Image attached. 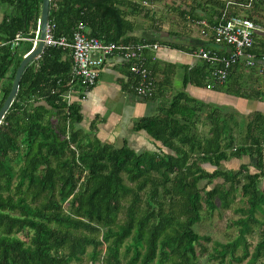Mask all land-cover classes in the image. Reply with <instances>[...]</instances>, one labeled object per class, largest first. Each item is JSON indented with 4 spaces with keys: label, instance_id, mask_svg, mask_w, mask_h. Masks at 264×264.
Returning <instances> with one entry per match:
<instances>
[{
    "label": "trees",
    "instance_id": "1",
    "mask_svg": "<svg viewBox=\"0 0 264 264\" xmlns=\"http://www.w3.org/2000/svg\"><path fill=\"white\" fill-rule=\"evenodd\" d=\"M186 1L179 12L184 18L204 16L211 24L225 3ZM262 5L264 0L255 1L248 15L264 26ZM41 6L42 0H0V107L32 47L27 40L11 47V41L17 34L35 35ZM136 12L159 21L131 0H50L48 23L57 37H70L84 24L88 35L108 42L147 40L130 34L140 27L132 18ZM253 51H264V39ZM72 65L69 49L45 46L24 69L0 122V264H70L84 257L89 264H199L202 256L214 264L245 259L252 264L264 258V220L256 216L264 215V116L234 117L236 137L225 139L226 115L212 109L205 118L209 135L199 140L193 128L205 103L180 93L159 115L135 124L169 152L162 147L136 151L126 143L115 147L96 136L94 124L88 130L80 126L78 101L62 99ZM195 69V84L205 86L209 63L202 60ZM189 80L185 77L183 85ZM257 81L258 73L235 67L214 89L264 101V82ZM247 88L253 93L244 92ZM244 155L255 160L254 171L247 164L219 168L222 161ZM204 163L213 169L206 170ZM201 180L222 182L201 188ZM237 196L242 216L230 223L235 237L209 250L204 242L211 238L194 226L202 211L229 209Z\"/></svg>",
    "mask_w": 264,
    "mask_h": 264
},
{
    "label": "crops",
    "instance_id": "2",
    "mask_svg": "<svg viewBox=\"0 0 264 264\" xmlns=\"http://www.w3.org/2000/svg\"><path fill=\"white\" fill-rule=\"evenodd\" d=\"M132 18L141 23L138 29L130 33L131 35L161 44L158 49L145 52L146 63L156 81L154 97L143 98L135 94L133 89L135 79L129 73L126 61L114 55L106 60L93 87L86 89L78 84L74 86L72 100L78 101L81 105L82 128L88 130L91 124H94L96 136L102 142H110L115 147H121L126 143L136 151L158 150L156 147H162V144L155 141L145 130H136L135 124L141 118L159 115L162 109L168 107L174 96L180 93L187 98L205 103L202 111L196 112L197 122L193 128V133L199 140L209 135L210 124L205 118L212 109L220 110L226 115L225 139L229 134L231 136L235 134L233 119L236 114L241 117L259 112L264 116L262 100L237 97L195 84V81L199 80L195 68L202 60L191 55V52L197 48H214L210 34H201L195 26L190 30L181 27L180 24L179 29L169 30L163 23L147 22L136 13ZM185 77H189L190 80L183 85ZM162 149L169 152L165 147ZM229 160L222 161L219 168L233 167L237 170L241 164H247L252 171L255 164V160L249 155ZM202 167L213 168L206 163ZM262 182L264 184V178Z\"/></svg>",
    "mask_w": 264,
    "mask_h": 264
},
{
    "label": "built area",
    "instance_id": "3",
    "mask_svg": "<svg viewBox=\"0 0 264 264\" xmlns=\"http://www.w3.org/2000/svg\"><path fill=\"white\" fill-rule=\"evenodd\" d=\"M142 7H150L149 0H131ZM257 0H225L216 21L211 24L206 19H192L201 34L210 32L214 48H197L191 52L194 57L205 60L210 65L204 83L207 89H214L225 83L230 72L235 68L264 74V51H253L256 37L264 32V26L255 22L248 12ZM260 33V34H259ZM39 29L33 37L17 34L11 41L16 47L21 40H27L34 47L38 42ZM44 47L53 46L69 49L73 60L70 87L61 94L68 103L72 100L74 86L93 87L106 60L114 55L122 57L127 63L129 73L134 77L133 89L136 95L150 98L155 93L156 81L146 63L145 52L156 50L161 44L149 40L105 41L86 32L84 24H78L70 37L54 36L52 27L47 24L43 39ZM31 47V48H32Z\"/></svg>",
    "mask_w": 264,
    "mask_h": 264
},
{
    "label": "rangeland",
    "instance_id": "4",
    "mask_svg": "<svg viewBox=\"0 0 264 264\" xmlns=\"http://www.w3.org/2000/svg\"><path fill=\"white\" fill-rule=\"evenodd\" d=\"M187 2L189 1H183V0H178L176 2H165L162 0H156V1H150L149 0V4L151 5L150 7H148V12H152L153 14H155V16L157 17V19L159 20V23H163L165 25L166 29L169 30H176L179 29L178 25L180 24L181 27H185V28H189L190 30H192L193 26V22H191L187 17H183L179 12H180V8H187L186 5H189ZM2 10H5V6L2 7ZM155 11V12H153ZM201 13V15L203 14L201 11H199ZM198 13V14H200ZM259 13H264V5H262L259 8ZM136 14L142 18L145 19L147 22L151 21L153 24L155 23L154 19H150L149 16H143L141 13L136 12ZM2 13H0V17H1ZM199 19H205L204 16H201ZM176 26V28H174ZM180 27V28H181ZM195 28H198V26H195ZM194 29V28H193ZM207 34H210V32H207ZM260 34V33H259ZM263 36V37H260ZM264 39V32H262L257 38H256V43L260 40ZM246 72H248V70H244ZM259 76V80L261 81H257V84H263L262 82H264V74H258ZM258 84V85H259ZM262 89H264V86L261 87ZM244 92L247 93H253V90L251 88H247L246 90H244ZM236 119L238 121L241 120V117L238 116V114L235 115ZM234 128H235V137H236V129L237 128V124H234ZM225 136H226V132H225ZM157 148V147H156ZM230 161V160H229ZM228 162V161H227ZM11 164L15 167H17V162L16 161H12ZM228 166V165H227ZM222 169H234L232 168H226V167H221ZM213 168H206V170L211 171ZM254 169L252 168V171ZM218 182H222L221 180H215L212 183L208 184L206 180H201L199 182V187H204L206 185L208 186H214L216 183ZM261 186H264L263 182L261 181ZM238 207H241V203L239 200V197L237 196V199L232 203L231 207L229 209H218L216 211H214L213 213H207V210L202 211V219L200 222H198L194 228L195 230L202 235H207L211 238V241H206L204 242L205 245L209 248V250H211V247L214 246V244L216 242H226L228 240H231L235 237L236 235V227L230 225L231 221L237 219L238 217L242 216V213L238 210ZM238 210V211H237ZM256 216L261 219L264 220V215L260 212L256 213ZM256 228V226H254ZM18 236L22 239H26V235L24 233H19ZM256 235L250 237L248 240L251 243H254L256 240ZM90 249V248H88ZM247 259L243 260L240 264H247L246 263ZM70 264H89V261L87 259V257H84L81 261L77 262V261H72ZM199 264H214V262L209 261L207 259L206 256H202L199 259ZM238 264V263H236ZM252 264H264V258L259 259L257 261H255Z\"/></svg>",
    "mask_w": 264,
    "mask_h": 264
},
{
    "label": "water",
    "instance_id": "5",
    "mask_svg": "<svg viewBox=\"0 0 264 264\" xmlns=\"http://www.w3.org/2000/svg\"><path fill=\"white\" fill-rule=\"evenodd\" d=\"M49 4H50V0H42L40 17L38 20V29H39L38 42L34 47H32L28 52H26L23 55L19 65L17 66V68L15 70L14 78L12 80V84H11L9 93L6 96V98L4 99V101L0 107V122L3 118V116L5 115V113L7 112L8 108L12 104V102H13L16 94H17V91L19 88L20 78H21V75H22L24 69L26 68V66H28L29 63H31L34 59L39 57L40 53L42 52V50L44 48L43 39L45 36L47 24H48Z\"/></svg>",
    "mask_w": 264,
    "mask_h": 264
}]
</instances>
